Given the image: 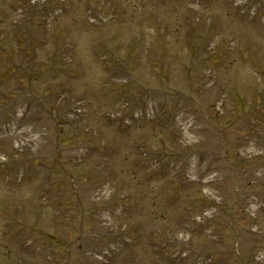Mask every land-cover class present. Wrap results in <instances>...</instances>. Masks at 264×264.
Returning <instances> with one entry per match:
<instances>
[{"label": "rangeland", "instance_id": "374dc122", "mask_svg": "<svg viewBox=\"0 0 264 264\" xmlns=\"http://www.w3.org/2000/svg\"><path fill=\"white\" fill-rule=\"evenodd\" d=\"M4 1L2 4H8V9L0 3V15L9 19L13 15L9 8L13 1ZM115 1L113 4L119 13L125 2L131 3L137 17L147 26L132 23L137 21H131V17L130 23L123 27H120L119 21L112 25L106 24V34H117L120 43L113 46L117 55H111L110 52L109 55L97 56L95 75H76L74 70H80V67L75 65V68L69 69L75 73L72 76L68 73L69 63L58 66L53 72L48 69L36 72L45 78L53 76L54 82H43L44 87L53 86L52 92L60 84L55 82V78H72L68 82L72 89L77 88L74 99L81 100L80 111L72 116L68 113L71 101L65 97L71 96L73 91L69 89L66 92L69 85H64L56 90L57 95L51 101L57 107L53 115L34 112L40 103L30 100L27 109L21 110L28 115L16 119L15 113H11L10 121H4L5 127L9 128L3 137L21 138L23 133H18V128L31 117V121L42 127L45 139L44 143L40 142L36 147L29 146L32 144L29 142L22 156L19 152L17 155L12 153L9 140L2 139L0 135V151L18 159L13 167L24 171L23 177L12 180L16 171L8 165L0 175V215H18L29 226L33 223L39 228V232L29 234L25 231L27 234H24L18 227L12 224L10 227L8 221L0 220V223L3 222L1 233L6 230L0 235V264H187L193 250L204 252L195 255L196 264H264V255L259 250L262 239L248 231L253 225L264 228V209L261 207L254 220L247 213L264 202V117L259 114L250 123L245 121L248 112L247 106L242 103L246 101L251 104L252 100L257 105L260 101L257 93L264 94V61L261 64L244 63L245 58L259 60L255 57L257 52L262 53L260 58L264 59V39L259 41L254 38L259 33L257 30V33L250 32L251 28L261 26L260 20L264 19V14L260 13L253 21L256 15L253 18L240 15L233 9L231 0H195L192 3L194 11H198L197 6L203 8V1H206V7L202 21L193 28L192 42L185 50L180 40L184 17L189 16L183 4L185 0ZM50 2L59 3L58 6L62 8L69 7L78 22L83 7L88 3L87 0H73L75 4L69 6L72 0L47 1ZM174 2L176 9L173 7ZM251 2L247 0L243 6L248 8ZM22 4L28 5L27 0H23ZM148 4L151 5L147 8ZM156 5L159 7L157 11ZM261 6L264 7V4L252 8V13L256 9L262 10ZM62 12L67 13L64 10ZM228 13H231L228 19L235 14L242 16V19L234 17L231 24H221ZM136 27H146L153 33L142 34ZM173 27L175 43L171 45ZM128 31L131 38L125 35L129 34ZM83 36L87 43L74 35L73 41L78 40L80 43L76 42L71 55L68 52L61 54L64 60L66 57L80 60L90 57L82 51L88 48L89 43L87 35ZM200 38L202 41L198 45ZM205 47L206 53L203 51ZM248 52H253L252 57L247 55ZM127 53L128 56H125ZM17 59L16 63H19L20 57ZM27 62V67L32 71L42 69V63L32 58ZM15 67L7 62L0 70V94L10 90L8 98L15 88H23L14 86V79H10V76L20 73L18 69L13 71ZM38 78L41 80L40 76ZM26 87L33 93L36 89L42 91L36 81L28 82ZM47 88L50 91L51 88ZM241 96L251 98L242 100ZM25 101L22 100V103ZM121 101L127 102L122 118L131 122L130 126L115 125L107 115H103L105 111H114ZM84 103H87L86 106L89 104V107H84ZM15 106L20 108V102ZM137 108L145 109L143 118L135 114L134 109ZM57 112H60L59 115ZM132 116L135 117L134 121L129 120L133 119ZM59 118L66 121L67 129L64 137L55 141L51 121L55 122ZM19 123L20 127L12 126ZM85 126L94 129L95 135H85ZM183 126L191 130L195 138L193 143L196 145L191 142L190 148H185L188 143L182 145L179 142ZM222 127L228 133L222 134ZM179 132L180 137L177 139ZM161 138L170 148L168 153L179 155L175 161H181L178 165L180 176L167 173L165 177L156 178V175L146 176L142 172L143 160L140 162L135 156L140 149L149 152L156 148ZM35 148L46 150V156L39 162L29 164L24 155L28 153L26 151H35ZM193 153L197 154L190 156ZM191 158L196 161L197 174L204 176L210 171L218 173V183L211 190L222 201L219 200L215 214L210 219L207 217L210 222L204 226L195 222L192 225L189 222L182 224L178 218L167 225L159 224L167 228L165 232L171 240H176V235L185 229L190 235L188 245H197L191 247L189 252L187 248L179 247L170 256L162 255L153 245L157 243L155 232L160 230L158 222L166 215L167 219L185 215L189 209L202 211L211 203L197 196V185L186 177L187 171L184 170ZM129 163L133 172L128 175ZM136 164L139 165L138 172L134 171ZM61 165L71 168L73 172L75 170V176L86 183L79 185L75 179V189L70 192L69 179L63 180L62 189L57 184ZM100 168L107 172L96 174ZM36 176L43 177L46 182L34 181ZM106 183L110 185L109 191L102 188ZM233 184H236V191ZM150 190L160 195L154 198L148 193ZM251 197L260 202H249ZM166 199L169 201L166 202ZM212 200L215 202L213 197ZM41 205L63 220L52 218L45 212L39 213L41 209L37 207ZM67 222L70 229L65 230L67 226H62ZM122 226L134 234L129 236L131 239L132 236L141 239L143 246L140 248L139 241L134 242L128 260L126 255L118 254L107 258L113 253V247L109 245L113 242L112 234L120 232ZM86 228L94 231L86 236L87 233H82ZM102 233L101 241H90L91 236ZM236 242L238 249H235ZM103 244L105 246L101 247Z\"/></svg>", "mask_w": 264, "mask_h": 264}]
</instances>
